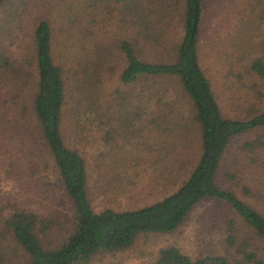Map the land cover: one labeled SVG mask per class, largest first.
<instances>
[{"label":"rangeland","instance_id":"rangeland-1","mask_svg":"<svg viewBox=\"0 0 264 264\" xmlns=\"http://www.w3.org/2000/svg\"><path fill=\"white\" fill-rule=\"evenodd\" d=\"M22 1L24 8L9 0L0 9V47L13 66L0 81V264L28 260L6 225L14 207L56 218L61 229L56 238L53 233L47 237L52 247L65 238L64 228L71 223L72 205L32 113L33 33L41 21L52 30L53 58L64 83L61 136L85 160L87 198L95 212L132 211L164 199L188 179L202 153L200 126L180 79L148 76L124 84L118 79L125 66L121 50L109 46L116 31L118 40L133 41L144 62L176 64L184 0H130L145 16L138 24L119 13L121 6L111 9L109 0ZM262 1L204 0L198 64L228 119L246 120L264 110V79L247 72L264 54V10L255 9H264ZM11 5L14 16L6 9ZM80 28L94 34L83 40ZM155 29L159 32L143 36ZM243 38L250 41L241 45L248 55L237 50ZM215 179L219 187L264 211V131L234 138ZM257 246L235 212L205 200L173 232L139 234L130 248L97 253L88 264H155L159 252L168 248L192 262L216 258L225 264H251L240 251Z\"/></svg>","mask_w":264,"mask_h":264},{"label":"trees","instance_id":"trees-1","mask_svg":"<svg viewBox=\"0 0 264 264\" xmlns=\"http://www.w3.org/2000/svg\"><path fill=\"white\" fill-rule=\"evenodd\" d=\"M8 1L0 0V9L4 8ZM15 4L16 6L20 4L24 8L22 0L19 2L17 0ZM203 4L204 0H184L183 8L179 12L182 18L183 35L177 50L176 64L144 62L137 56L133 41L126 38L118 40L116 31L111 38L113 40L109 42L111 48L117 46L121 50L125 62L119 74L120 82L130 84L140 77L148 76L174 75L180 79L191 101L195 120L200 126L202 140L200 159L188 179L174 193L149 206L124 212L109 209L95 212L89 204L86 192L85 160L77 152L66 147L61 136L64 83L60 67L53 58V33L46 22L41 21L37 24L33 33L35 69L32 113L39 128L40 139L48 150L61 187L72 205V215L70 227L64 228L65 238L52 247L47 242V237L53 233L56 238V232L61 229L56 223V218L54 220L52 215L40 217L14 207L6 225L12 230L18 247L28 257L25 264H88L89 259L97 253H116L130 248L139 234L173 232L191 211L205 200L223 203L244 221L252 231L258 246L254 251L243 250L240 253L247 263L263 264L264 211L255 209L241 200L232 190L219 187L215 178L223 156L234 138L250 132L264 131V110L254 113L246 120L228 119L221 113L210 85L198 64L197 46L204 16ZM16 6L15 11L20 12ZM109 6L114 11L121 6L124 10L119 11L121 15L126 13L133 23H143L145 16L139 12L140 8L133 1L109 0ZM261 8L260 5L255 9H260V12L264 10ZM6 9L12 12V5ZM162 13L167 16L166 9H162ZM14 14L13 11L11 16ZM85 16L89 17L91 13ZM253 21L258 22L256 18H253ZM3 29L4 27L0 29L1 34ZM158 32L157 29L148 30L143 36L149 37ZM79 34L81 39L86 40L94 32L92 29L80 28ZM238 42L240 43L237 50L246 55L250 54L244 53L249 52L246 46L244 49L241 46L242 44L250 45L248 38ZM249 48L251 52H255L252 46ZM110 50L114 51V49ZM4 52V48L0 47L1 82L6 78V74L13 70ZM247 72L264 79V54L253 60ZM261 208H264V203ZM38 224L39 228L36 229ZM231 239L232 237H229L230 241ZM229 240L227 238V241ZM243 247L246 249L248 245ZM155 264H225V261L205 258L192 262L178 249L168 248L159 252Z\"/></svg>","mask_w":264,"mask_h":264}]
</instances>
